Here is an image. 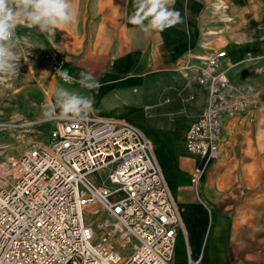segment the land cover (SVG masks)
Segmentation results:
<instances>
[{
	"label": "built area",
	"instance_id": "2783aa9c",
	"mask_svg": "<svg viewBox=\"0 0 264 264\" xmlns=\"http://www.w3.org/2000/svg\"><path fill=\"white\" fill-rule=\"evenodd\" d=\"M209 45L178 67L184 89L206 92L184 138L185 152L204 161L190 175L201 203L200 180L220 155L226 121L250 116L257 105L251 87L229 78L225 48ZM60 68L56 62L52 71ZM12 168L10 180L0 177V264H175L181 211L152 141L136 125L92 113L52 121L48 142L29 143ZM199 263L187 254L185 264Z\"/></svg>",
	"mask_w": 264,
	"mask_h": 264
},
{
	"label": "crops",
	"instance_id": "0c3cea01",
	"mask_svg": "<svg viewBox=\"0 0 264 264\" xmlns=\"http://www.w3.org/2000/svg\"><path fill=\"white\" fill-rule=\"evenodd\" d=\"M188 1L175 0L171 5L181 13L182 23L162 32L144 33L128 22L133 0H87L79 33L60 70L77 78L81 71L90 73L99 83L93 90L81 88L75 81L68 85L94 98L92 114L124 119L156 140L157 145L150 139L163 159L161 163L156 156L184 227V236L179 233L177 237L175 264H185L187 254L199 259V264H264V101L250 116L226 121L220 155L209 162L200 180L203 203L191 186L192 169L202 168L204 161L185 152L184 138L206 106V92L199 87L184 89L185 80L177 67L190 54H206L201 49L206 39L192 19ZM231 45L226 46L224 60L230 67L264 47L260 40L242 44V48ZM151 77L166 78L159 89L169 103L162 107L163 117L148 131L135 116H146L143 108L150 105H144V91ZM258 92L264 93V85H259ZM190 96L193 100L188 101ZM153 111L146 117L154 116ZM183 174L188 175V183H181ZM177 246L182 247L181 261Z\"/></svg>",
	"mask_w": 264,
	"mask_h": 264
},
{
	"label": "rangeland",
	"instance_id": "374dc122",
	"mask_svg": "<svg viewBox=\"0 0 264 264\" xmlns=\"http://www.w3.org/2000/svg\"><path fill=\"white\" fill-rule=\"evenodd\" d=\"M86 3L87 0H72L75 21L59 26L52 37L30 28L23 19L19 22L17 35L22 41L16 47L18 76L0 74V177L4 179L12 178V166L27 150L29 143L41 136L44 143L48 142L51 122L38 120L41 105L45 102L54 103L53 93L57 88L73 91L68 87L69 83L62 82L54 74L52 67L56 62L62 65L64 56L73 47L72 41L77 37L75 34L79 33ZM189 4L192 6V19L197 20L199 33L213 49L227 50L226 46H234L236 43L237 47L242 48V44H253L257 40L264 46V0H190ZM209 32L215 33L208 36ZM29 45L32 47L29 48ZM259 51L257 49L252 52L247 60L232 67L230 71L233 82L253 89L256 93L253 99L257 105L264 101V93L258 92L259 85H264V47ZM165 79H148L146 86L150 88L144 91V105L153 106L167 97L159 89ZM160 108H155L152 112L154 116L150 118L144 115H137L135 118L150 131L152 123L164 115V109ZM153 138L150 137L157 145ZM154 153L162 163L163 159L161 161L156 146ZM181 177V183H188V175L183 174ZM84 219L92 220L86 216ZM181 248H176L178 261L182 259Z\"/></svg>",
	"mask_w": 264,
	"mask_h": 264
},
{
	"label": "clouds",
	"instance_id": "9594fccd",
	"mask_svg": "<svg viewBox=\"0 0 264 264\" xmlns=\"http://www.w3.org/2000/svg\"><path fill=\"white\" fill-rule=\"evenodd\" d=\"M174 3L175 0H133L134 11L128 17V22L144 33L162 32L182 23L181 13L171 7ZM22 19L30 28L52 37L59 26L75 21V10L72 0H0V74L18 76L16 47L22 38L17 35V28ZM56 74L65 83L75 81L84 89L93 90L100 86L90 73L83 71L78 73V78L70 75L66 69L57 70ZM53 95L54 103L41 105L40 122L65 119L82 121L94 111V98L91 96L64 88L55 89Z\"/></svg>",
	"mask_w": 264,
	"mask_h": 264
},
{
	"label": "bare ground",
	"instance_id": "6f19581e",
	"mask_svg": "<svg viewBox=\"0 0 264 264\" xmlns=\"http://www.w3.org/2000/svg\"><path fill=\"white\" fill-rule=\"evenodd\" d=\"M232 46V45H231ZM229 47V46H228ZM228 50V49H227ZM233 52V51H232ZM231 53V52H230ZM232 56V55H231ZM230 67V66H229ZM232 68V67H231ZM7 180V179H6Z\"/></svg>",
	"mask_w": 264,
	"mask_h": 264
}]
</instances>
